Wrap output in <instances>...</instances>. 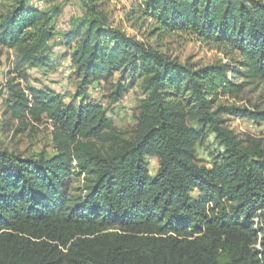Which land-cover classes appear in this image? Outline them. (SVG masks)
Returning <instances> with one entry per match:
<instances>
[{
    "label": "trees",
    "instance_id": "1",
    "mask_svg": "<svg viewBox=\"0 0 264 264\" xmlns=\"http://www.w3.org/2000/svg\"><path fill=\"white\" fill-rule=\"evenodd\" d=\"M105 5L82 0L88 17L63 34L65 52L83 91L118 74L117 97L121 81H139L133 136L99 102L8 85L10 118L51 121L54 153L0 150V264H264V139L239 137L224 118L264 111L220 101L264 83V0H144L126 11L152 18L151 35H190L226 60L200 66L127 35ZM54 21L31 0H0V47L20 69L47 68ZM211 133L220 149L201 164L195 145ZM147 157L158 159L153 175Z\"/></svg>",
    "mask_w": 264,
    "mask_h": 264
},
{
    "label": "rangeland",
    "instance_id": "2",
    "mask_svg": "<svg viewBox=\"0 0 264 264\" xmlns=\"http://www.w3.org/2000/svg\"><path fill=\"white\" fill-rule=\"evenodd\" d=\"M35 6L44 8L54 15L55 37L51 40L50 56L53 61L47 68L22 67L16 64V52L12 49L0 47V150L22 154L24 156L44 153L50 156L54 153L53 124L43 119L40 123H31L28 127L10 118L6 112V99L11 98L8 85L15 84L18 88L29 92L30 87L50 89L63 99L65 103L78 104L81 100H90L101 103L107 116L119 133L126 137L133 136L134 127L138 118V106L144 97L139 81L130 84V81H121L120 94L115 97L117 77L108 81H94L86 90L80 87L81 80L76 75L69 58L67 46L64 44L63 34L70 27L88 17L82 6V0H31ZM105 9L110 12V23L119 27L127 35L135 36L153 48L165 52L176 58L182 64L206 65L216 60H225V57L216 49L200 42L196 38L181 33L171 35H151L149 21L139 18L129 19L126 11L144 0H105ZM63 40V42H62ZM64 54V56H62ZM62 56V57H61ZM61 57V58H60ZM16 68L19 72H16ZM79 90L81 93L79 95ZM79 95V96H78ZM226 104L257 108L264 111V83H248L236 96L220 99ZM226 124L239 137L252 135L264 139V120H250L233 115H225ZM192 125H196L191 122ZM196 156L201 164H210V154L218 151L213 134H209L203 142L195 145ZM150 174H154L158 167L156 157H147Z\"/></svg>",
    "mask_w": 264,
    "mask_h": 264
}]
</instances>
